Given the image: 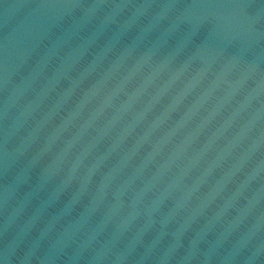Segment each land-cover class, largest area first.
<instances>
[{
    "label": "water",
    "instance_id": "obj_1",
    "mask_svg": "<svg viewBox=\"0 0 264 264\" xmlns=\"http://www.w3.org/2000/svg\"><path fill=\"white\" fill-rule=\"evenodd\" d=\"M0 264H264V0H0Z\"/></svg>",
    "mask_w": 264,
    "mask_h": 264
}]
</instances>
